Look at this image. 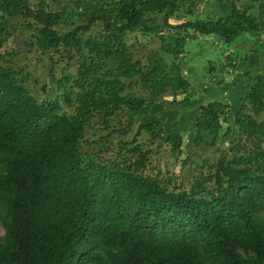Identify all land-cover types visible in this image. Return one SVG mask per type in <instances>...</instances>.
I'll list each match as a JSON object with an SVG mask.
<instances>
[{
  "label": "trees",
  "instance_id": "trees-1",
  "mask_svg": "<svg viewBox=\"0 0 264 264\" xmlns=\"http://www.w3.org/2000/svg\"><path fill=\"white\" fill-rule=\"evenodd\" d=\"M52 1L57 8L64 5ZM67 1L74 5L70 10L49 9L45 0L34 6L29 0H0V48L12 20L21 17L32 19L27 27L36 30L35 44L43 52H89L81 55L74 77L75 98L71 91L62 93L68 112L58 98L39 101L0 55V264H264V118L258 119L264 111V74L249 76L253 82L239 92L233 124L241 135L228 146L233 159L220 149L209 172L189 190L168 188L158 174L144 175L149 152L139 143L121 145L131 154L127 162L96 161L90 153L84 158L93 114L109 127L108 119L122 110L130 122L100 142H85L91 151L127 136L133 119L147 115L167 92L187 94L190 84L178 63L167 65L161 54L178 55L185 38L173 44L163 40L159 50L147 52L146 62L133 59L124 39L160 35L173 27L171 16L184 9L190 13L204 0ZM228 1L226 17L187 20L174 28L230 43L264 24V4L255 16ZM65 25L72 28L60 31ZM94 26L101 35L84 38ZM136 86L147 95L135 94ZM229 112V104L219 100L199 104L194 146H213L226 137ZM158 123L141 125L137 135L146 130L154 138ZM136 138L133 134V143Z\"/></svg>",
  "mask_w": 264,
  "mask_h": 264
},
{
  "label": "rangeland",
  "instance_id": "rangeland-1",
  "mask_svg": "<svg viewBox=\"0 0 264 264\" xmlns=\"http://www.w3.org/2000/svg\"><path fill=\"white\" fill-rule=\"evenodd\" d=\"M39 0H29L34 6ZM241 10H249L255 16L261 15L264 0H232ZM49 9H61L67 6V10L74 7L72 2L63 0L64 5L57 8L52 0H45ZM229 1L204 0L188 13L187 10L180 11L169 18L172 28H165L160 35H147L139 33L138 36L131 34L124 39L130 44L133 59H141L146 62L145 56L149 50H159L163 40L174 43L177 37L185 38L183 50H179L178 55L172 56L161 52L163 60L167 65L173 61L178 63L184 78L189 82L187 94L178 92L175 95L172 91L158 98L150 108L149 113L142 117L133 119L130 133L124 137H114L112 142L101 150L95 148L91 151L85 142H100L110 132L111 129L122 128L130 122L128 113L119 110L112 115L109 120V127L101 124L99 119L94 118L84 135L83 156L90 153L96 161H109L114 159L118 162H127L131 154L127 149H122L123 142H127L128 147L140 144L142 150H148L145 166L142 169L144 175L158 174L162 183L168 188L181 187L189 190L195 179L201 174H207L210 165L219 156L220 149H224L227 160H232L234 152L228 149L231 144L237 143L240 138L239 129L233 124L234 116L239 110V92L245 85L252 83L249 76L264 74V59L249 58L253 50H260L264 54V24L254 33L247 31L232 42H225L218 35L202 36L199 34H186L181 29L174 26L187 20H217L226 17L231 6ZM80 11V9L78 10ZM75 18V17H74ZM75 24L79 19L74 20ZM9 26L10 36L0 48V55L3 56V64L11 66L17 70L19 75H23V82L27 89L41 101L45 98H58L61 102L62 111H70V107L62 97L64 90L71 91L72 98H75L76 89L74 88V77L78 69V64L84 53L89 56L85 48L83 52L77 53L74 50L60 48L58 51L47 50L43 52L35 44L36 30L27 27L32 19L21 17L12 20ZM74 24V25H75ZM72 28L61 26L60 31L67 32ZM177 34H176V33ZM99 27L94 26L84 34V38L90 36L99 37L101 35ZM141 41V44L138 43ZM72 55V57H70ZM105 67L101 73L105 71ZM214 74L211 79L210 74ZM245 74H248L247 76ZM17 74L19 78H21ZM62 80L61 86L57 84ZM137 95H147V91L139 86L133 88ZM187 95V101L182 98ZM212 100L226 102L230 106L227 114L229 122L225 123L224 128L230 126V132L226 137H219L213 146L195 147L192 140L194 135V118L199 113V104ZM264 118V111L258 117ZM158 121L155 126L154 138L151 132L139 128L143 124ZM137 136L136 142H132V135ZM251 141L245 140L247 147H253ZM264 148V144L261 145ZM200 192L199 194H202ZM4 235V229L0 223V237Z\"/></svg>",
  "mask_w": 264,
  "mask_h": 264
},
{
  "label": "crops",
  "instance_id": "crops-1",
  "mask_svg": "<svg viewBox=\"0 0 264 264\" xmlns=\"http://www.w3.org/2000/svg\"><path fill=\"white\" fill-rule=\"evenodd\" d=\"M249 58H252V57H256L254 58L255 59H261L263 60L264 59V54L261 53L260 50H253V52L250 53V55H248Z\"/></svg>",
  "mask_w": 264,
  "mask_h": 264
}]
</instances>
